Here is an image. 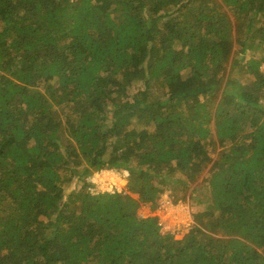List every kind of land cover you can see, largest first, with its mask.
Segmentation results:
<instances>
[{
    "label": "trees",
    "instance_id": "1",
    "mask_svg": "<svg viewBox=\"0 0 264 264\" xmlns=\"http://www.w3.org/2000/svg\"><path fill=\"white\" fill-rule=\"evenodd\" d=\"M263 64L264 0H0V264H264Z\"/></svg>",
    "mask_w": 264,
    "mask_h": 264
},
{
    "label": "rangeland",
    "instance_id": "2",
    "mask_svg": "<svg viewBox=\"0 0 264 264\" xmlns=\"http://www.w3.org/2000/svg\"><path fill=\"white\" fill-rule=\"evenodd\" d=\"M263 71H264V64H263ZM138 88H142L143 85L141 83H137ZM133 90V88H132ZM195 185V184H194ZM82 186V182L79 181L77 183V188ZM191 189H189L190 193ZM206 191V190H205ZM179 196V193L176 194ZM176 195L173 191L169 190L164 192L160 198L158 199V204L151 210L149 205L143 206L139 210V214L143 216L148 215H156L157 214V207L160 202L164 200H169L172 203V208H169L167 215L165 217V223H163L162 232H171L176 238H182L187 231V228L190 227L189 224L194 222V213L200 212L205 208V204H197L193 199H178L175 200ZM166 215V214H165Z\"/></svg>",
    "mask_w": 264,
    "mask_h": 264
},
{
    "label": "built area",
    "instance_id": "3",
    "mask_svg": "<svg viewBox=\"0 0 264 264\" xmlns=\"http://www.w3.org/2000/svg\"><path fill=\"white\" fill-rule=\"evenodd\" d=\"M130 172L127 168H102L93 171L86 176V182L88 189L92 194L98 193H114L121 192L126 189ZM169 208H172V203L169 200L160 202L157 207V214L159 216V224L163 229V223H165V217H168ZM166 214V215H165ZM192 223V222H191ZM191 224H189L190 226ZM161 229V231H162Z\"/></svg>",
    "mask_w": 264,
    "mask_h": 264
}]
</instances>
